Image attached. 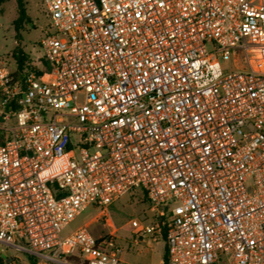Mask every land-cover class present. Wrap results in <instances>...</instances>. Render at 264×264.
Segmentation results:
<instances>
[{
    "label": "built area",
    "instance_id": "built-area-1",
    "mask_svg": "<svg viewBox=\"0 0 264 264\" xmlns=\"http://www.w3.org/2000/svg\"><path fill=\"white\" fill-rule=\"evenodd\" d=\"M43 3L40 73L0 66V243L131 264L115 234L62 232L142 190L134 242L166 228L169 264H264V0Z\"/></svg>",
    "mask_w": 264,
    "mask_h": 264
},
{
    "label": "rangeland",
    "instance_id": "rangeland-1",
    "mask_svg": "<svg viewBox=\"0 0 264 264\" xmlns=\"http://www.w3.org/2000/svg\"><path fill=\"white\" fill-rule=\"evenodd\" d=\"M26 10L30 16L28 23L21 32L22 38L16 37L14 21L18 17L17 1L12 0L0 4V66L13 71L16 70L14 51L20 47L29 56V65L42 67V51L40 40L49 31V20L45 14L43 0H26ZM208 49L212 50L209 44ZM245 55L240 51L222 68L229 71L236 63L243 65ZM82 101V99H81ZM94 218H96L94 220ZM140 219L144 223H152L153 215L150 204L142 190L132 191L117 200L108 209H98L89 206L85 209L63 232L67 236L81 226L89 223V230L95 238L115 234L120 246V258L131 264H163L165 242L163 238L158 241L146 237L134 242L135 229L130 222ZM19 242V241H18ZM33 259L29 253L18 251L12 246L0 243V264H32Z\"/></svg>",
    "mask_w": 264,
    "mask_h": 264
},
{
    "label": "trees",
    "instance_id": "trees-1",
    "mask_svg": "<svg viewBox=\"0 0 264 264\" xmlns=\"http://www.w3.org/2000/svg\"><path fill=\"white\" fill-rule=\"evenodd\" d=\"M9 1H12V0H0V4L6 3ZM15 1H17V5H18V17L14 21V29L16 31V37L20 40L22 38L21 32L23 31L25 26L28 23H30L31 19H30V16L26 10V0H15ZM13 55H14V58L16 60V74L17 75H20L24 71L30 70V69H35L36 72L40 73V70L37 67L29 65V63H28L29 62L28 61L29 56L20 47H17L15 49ZM45 65L48 66L47 63ZM1 142L2 141H0V144H1ZM145 198H146V195H145ZM146 200L148 201L147 198H146ZM156 221H157V218L153 217L152 223L156 222ZM162 234H163V239L165 240L166 228L162 229ZM163 264H169L166 245H165Z\"/></svg>",
    "mask_w": 264,
    "mask_h": 264
}]
</instances>
